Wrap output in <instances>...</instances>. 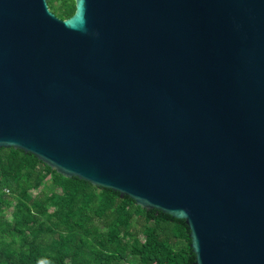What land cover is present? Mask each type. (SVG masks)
Instances as JSON below:
<instances>
[{
    "label": "water",
    "instance_id": "obj_1",
    "mask_svg": "<svg viewBox=\"0 0 264 264\" xmlns=\"http://www.w3.org/2000/svg\"><path fill=\"white\" fill-rule=\"evenodd\" d=\"M74 4L0 0V148L264 264V0Z\"/></svg>",
    "mask_w": 264,
    "mask_h": 264
},
{
    "label": "trees",
    "instance_id": "obj_2",
    "mask_svg": "<svg viewBox=\"0 0 264 264\" xmlns=\"http://www.w3.org/2000/svg\"><path fill=\"white\" fill-rule=\"evenodd\" d=\"M67 19L74 0H47ZM183 220L0 148V264H193Z\"/></svg>",
    "mask_w": 264,
    "mask_h": 264
}]
</instances>
